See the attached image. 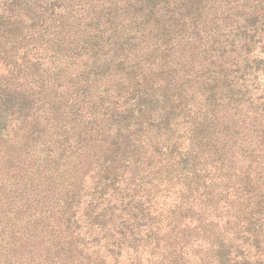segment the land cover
Instances as JSON below:
<instances>
[{
    "label": "trees",
    "instance_id": "1",
    "mask_svg": "<svg viewBox=\"0 0 264 264\" xmlns=\"http://www.w3.org/2000/svg\"><path fill=\"white\" fill-rule=\"evenodd\" d=\"M0 264H264V0H0Z\"/></svg>",
    "mask_w": 264,
    "mask_h": 264
}]
</instances>
